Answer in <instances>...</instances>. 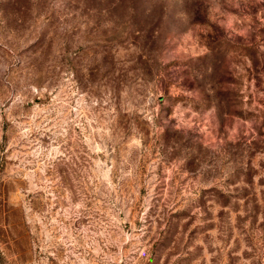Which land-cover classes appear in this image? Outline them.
<instances>
[{
  "label": "rangeland",
  "instance_id": "obj_1",
  "mask_svg": "<svg viewBox=\"0 0 264 264\" xmlns=\"http://www.w3.org/2000/svg\"><path fill=\"white\" fill-rule=\"evenodd\" d=\"M0 264H264V0H0Z\"/></svg>",
  "mask_w": 264,
  "mask_h": 264
}]
</instances>
